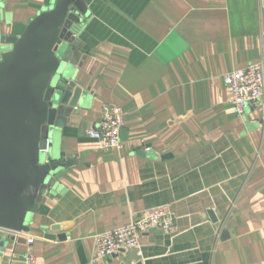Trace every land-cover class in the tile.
<instances>
[{"label": "crops", "instance_id": "1", "mask_svg": "<svg viewBox=\"0 0 264 264\" xmlns=\"http://www.w3.org/2000/svg\"><path fill=\"white\" fill-rule=\"evenodd\" d=\"M54 0H0L19 36ZM77 84L87 90L52 139L64 165L0 264H264V122L237 116L225 75L264 61L258 0H87ZM124 113L122 148L87 134L105 105ZM66 162H69L66 164ZM169 205L175 230L96 256L97 233Z\"/></svg>", "mask_w": 264, "mask_h": 264}, {"label": "water", "instance_id": "2", "mask_svg": "<svg viewBox=\"0 0 264 264\" xmlns=\"http://www.w3.org/2000/svg\"><path fill=\"white\" fill-rule=\"evenodd\" d=\"M89 15L87 0H54L11 36L1 32L0 10V253L31 232L33 215L64 165L52 154V139L87 98L77 73L81 25Z\"/></svg>", "mask_w": 264, "mask_h": 264}, {"label": "built area", "instance_id": "3", "mask_svg": "<svg viewBox=\"0 0 264 264\" xmlns=\"http://www.w3.org/2000/svg\"><path fill=\"white\" fill-rule=\"evenodd\" d=\"M259 1V10L264 15V0ZM225 83L231 91V102L237 116H243L251 107L263 110L264 122V61L250 64L225 75ZM124 124V113L118 105H105L101 123L87 129V134L98 140L103 149L116 150L122 148L121 130ZM50 141L47 140L42 150L48 153ZM160 229L166 234L175 230V218L169 205H161L147 213L134 218L129 224L97 233L94 236L96 256L107 257L121 250L138 248L140 239L151 229ZM35 237L27 238L26 264H36L33 244Z\"/></svg>", "mask_w": 264, "mask_h": 264}]
</instances>
